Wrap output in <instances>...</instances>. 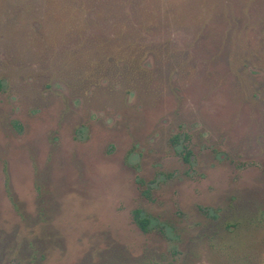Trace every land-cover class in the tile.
Wrapping results in <instances>:
<instances>
[{
    "label": "rangeland",
    "instance_id": "1",
    "mask_svg": "<svg viewBox=\"0 0 264 264\" xmlns=\"http://www.w3.org/2000/svg\"><path fill=\"white\" fill-rule=\"evenodd\" d=\"M161 1L0 0V264H264V0Z\"/></svg>",
    "mask_w": 264,
    "mask_h": 264
},
{
    "label": "trees",
    "instance_id": "2",
    "mask_svg": "<svg viewBox=\"0 0 264 264\" xmlns=\"http://www.w3.org/2000/svg\"><path fill=\"white\" fill-rule=\"evenodd\" d=\"M159 2H162L161 0H158ZM135 2V1H133ZM165 7V6H163ZM163 9V8H162ZM143 11L144 14H146L147 12L149 13L148 10H142L140 8H137V6H133L132 8V12L134 14H137L138 12ZM161 12L164 11L165 16L167 18H170L171 16V12L167 9L165 10H160ZM155 16H152V18H154ZM155 19H157V17H155ZM154 24V23H151ZM155 25V24H154ZM157 25V24H156ZM156 25L154 27H151L152 25L149 24H143V25H127L125 27L121 26V27H114V34L117 35V39L118 42H115V50L116 49H120L119 52L124 53L125 56H127V58L129 60H133L134 64L136 67H134L135 70H138L142 67L141 65V61L143 60L142 58L144 57V55L150 53V52H156L157 49L154 47H149L147 44H145L146 42H144L142 40L143 37H145V34L147 32H150L153 30V28H157ZM124 37H126V41H124ZM119 39H122V41H119ZM117 50V51H118ZM112 54V53H111ZM137 57H135V56ZM115 58V57H113ZM1 80H0V88H1ZM142 227L145 228V225H143V223L140 224Z\"/></svg>",
    "mask_w": 264,
    "mask_h": 264
},
{
    "label": "flooded vegetation",
    "instance_id": "3",
    "mask_svg": "<svg viewBox=\"0 0 264 264\" xmlns=\"http://www.w3.org/2000/svg\"><path fill=\"white\" fill-rule=\"evenodd\" d=\"M187 154H188V155H187ZM187 154L185 155V158L188 160L190 154H189V152H188ZM144 192H145V194H146V196H147V195H148V194H147V191H144ZM147 197H148V196H147ZM148 198H149V197H148Z\"/></svg>",
    "mask_w": 264,
    "mask_h": 264
}]
</instances>
